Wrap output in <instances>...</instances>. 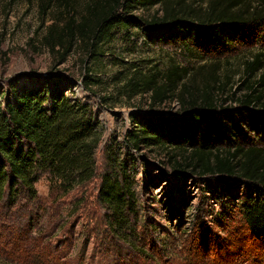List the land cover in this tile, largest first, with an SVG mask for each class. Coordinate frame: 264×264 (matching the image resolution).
<instances>
[{
  "label": "rangeland",
  "instance_id": "obj_1",
  "mask_svg": "<svg viewBox=\"0 0 264 264\" xmlns=\"http://www.w3.org/2000/svg\"><path fill=\"white\" fill-rule=\"evenodd\" d=\"M47 2L0 0V86H29L31 77L61 75L66 80L62 85L67 96L92 105L99 114L103 139L97 153V176L64 195L45 174L35 184L37 200L22 198L19 206L0 217V264H264L262 251L242 226L240 206L249 196L244 182L176 170L170 157L177 153L171 147L136 150L129 145L127 138L135 130L136 115L153 111L167 119L181 118L185 115L182 104L171 100L153 109L149 95L132 101L120 99L115 83L116 78H124L134 69L163 74L172 65H179L195 73L206 64L193 85L203 88L213 83L211 72L221 74L228 84L216 112L219 127H227L224 143L233 140L236 145L262 146L263 132H255L247 123L248 114L258 110L240 104L246 94L240 81L243 62L251 55V48L234 44L221 51L198 52L193 49L197 41L185 46L189 39H197L191 38L189 29L151 33L145 22L163 15L162 6L157 5L132 11L129 15L140 19L142 28L114 31L100 56L91 57L81 45L66 63L56 66L54 56L42 45L43 26L56 18L64 19L68 13L57 9L55 3L43 15ZM86 2L76 0L70 12L81 15ZM174 2L179 8L189 5L202 11L208 0ZM85 66L98 81L91 91L82 83ZM101 96L108 98L105 104ZM226 114L232 119H226ZM230 121L244 129L245 139L235 136ZM112 143L121 158L128 159V175L138 199V218H133L136 233L132 236L136 245L116 237L98 199L107 169L106 151Z\"/></svg>",
  "mask_w": 264,
  "mask_h": 264
},
{
  "label": "trees",
  "instance_id": "obj_2",
  "mask_svg": "<svg viewBox=\"0 0 264 264\" xmlns=\"http://www.w3.org/2000/svg\"><path fill=\"white\" fill-rule=\"evenodd\" d=\"M75 2L48 0L43 5V15L55 3L57 9L68 13L64 19L56 18L43 26L42 45L54 56L56 66L66 63L81 45L87 47L91 57L100 56L114 31L142 28L141 20L129 15L132 11L157 5L162 6L163 15L145 22L151 33L189 29L191 38L197 39H189L185 46L197 41L193 49L198 52L221 51L234 44L251 48V55L243 62L240 81L246 94L240 104L258 110L248 114L247 123L264 135V0H208L202 11L189 5L179 8L174 0H87L79 16L70 12ZM207 67L204 64L193 73L172 65L163 74L134 69L124 78H116L120 99L132 101L149 95L153 109L178 100L185 112L181 118L170 119L153 111L136 115L135 130L128 134L127 141L136 150L171 147L177 153L170 157L173 167L181 172L244 182L249 196L240 206L242 226L264 255V145H236L233 140L224 143L227 127H219L216 112L228 84L221 74L211 72L213 83L203 88L193 85L194 77ZM84 70L87 73L82 83L88 91L98 81L91 77L88 66ZM31 78L29 86H0V217L19 206L22 198L27 202L37 200L35 184L45 174L64 195L97 176V153L103 136L95 108L67 96L62 85L66 80L59 74ZM100 99L104 104L108 101L105 96ZM230 122L235 136L245 139L244 129L236 121ZM106 157L99 202L116 237L136 245L132 236L139 204L128 175V159L121 158L114 143L107 147Z\"/></svg>",
  "mask_w": 264,
  "mask_h": 264
}]
</instances>
